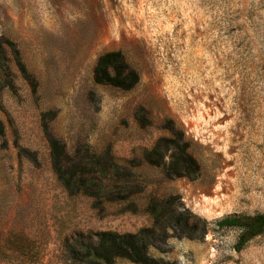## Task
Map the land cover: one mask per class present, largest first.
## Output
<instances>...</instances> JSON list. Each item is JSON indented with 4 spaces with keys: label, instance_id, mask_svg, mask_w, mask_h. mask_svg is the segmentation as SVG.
I'll return each mask as SVG.
<instances>
[{
    "label": "rangeland",
    "instance_id": "rangeland-1",
    "mask_svg": "<svg viewBox=\"0 0 264 264\" xmlns=\"http://www.w3.org/2000/svg\"><path fill=\"white\" fill-rule=\"evenodd\" d=\"M110 52L137 72L132 89L95 82ZM48 135L69 165L103 156L134 175L98 171L105 186L141 193L70 195ZM171 195L208 224L150 238L158 264H264V232L237 249L242 228L217 226L264 214V0H0V264H89L98 232L152 226Z\"/></svg>",
    "mask_w": 264,
    "mask_h": 264
},
{
    "label": "trees",
    "instance_id": "trees-1",
    "mask_svg": "<svg viewBox=\"0 0 264 264\" xmlns=\"http://www.w3.org/2000/svg\"><path fill=\"white\" fill-rule=\"evenodd\" d=\"M94 80L96 83L130 90L138 83L139 76L126 64L119 52H110L99 57L94 70ZM48 144L53 173L70 195L81 194L99 200L105 199L108 202H123L141 193L142 187L135 183L105 186L97 176L98 171L107 173L111 170L117 176L128 178H133L134 175L130 171L120 173V167L110 161H105L103 156L96 157V160L84 159L69 165L67 160L70 157L66 154L65 145L50 135H48ZM156 149L157 147L152 152ZM152 152L148 155H151ZM177 161L178 165L180 161H184L183 168L198 174L199 166L190 155L180 154L177 156ZM147 212L154 218L152 226L143 228L136 234L98 232L96 235L97 245L89 243L87 246L88 255L84 258L89 259V264H113L116 257L126 258L140 264H158L147 252L149 244H151L150 238L155 236L158 239L161 233L166 232L169 227L175 232L178 231L181 235L186 234L189 237L199 236L197 232L202 234L206 232L208 223L202 221L190 210L185 209L180 203L178 195L154 200ZM217 226L220 228L240 226L242 234L236 248L242 249L249 240L264 232V214L224 218L217 222ZM158 232L160 234L157 235ZM73 253L76 256L80 255V252L75 249H73Z\"/></svg>",
    "mask_w": 264,
    "mask_h": 264
}]
</instances>
